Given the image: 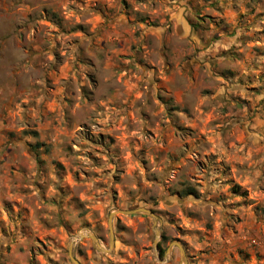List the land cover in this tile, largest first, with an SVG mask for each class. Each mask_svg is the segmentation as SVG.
Returning a JSON list of instances; mask_svg holds the SVG:
<instances>
[{
  "label": "clouds",
  "instance_id": "9594fccd",
  "mask_svg": "<svg viewBox=\"0 0 264 264\" xmlns=\"http://www.w3.org/2000/svg\"><path fill=\"white\" fill-rule=\"evenodd\" d=\"M195 3L0 0V264H264V0Z\"/></svg>",
  "mask_w": 264,
  "mask_h": 264
},
{
  "label": "rangeland",
  "instance_id": "374dc122",
  "mask_svg": "<svg viewBox=\"0 0 264 264\" xmlns=\"http://www.w3.org/2000/svg\"><path fill=\"white\" fill-rule=\"evenodd\" d=\"M189 3L193 7V11L196 12L197 15H199V5L195 3V0H189ZM207 19H212V17L211 16H208ZM203 20H204V18H201L200 19V23L201 24H203ZM188 23L190 25H192V27H196V25L192 24V21L191 20H188ZM214 23H215V21H214ZM256 51L258 52L259 50H256ZM101 135H103V133ZM43 147H44V145L42 143H37L36 145L32 146V151H39ZM29 155H31V152H29ZM89 158L91 159V157H89ZM36 162H37V164L40 163L39 160H37ZM61 170L62 169L60 168V166L57 165V171H61ZM69 179L73 183H79L80 182L79 181V178L77 176H70ZM22 195H27V193H22ZM0 204H2V206L4 207L6 213H10L11 210L9 208V205L6 202L0 201ZM252 211H253V214L254 215L256 213H258V212H264V206L258 205ZM129 223H133V221L130 220ZM101 239H103V238H101ZM78 254H79V250H78ZM88 254L91 255V249H89Z\"/></svg>",
  "mask_w": 264,
  "mask_h": 264
}]
</instances>
